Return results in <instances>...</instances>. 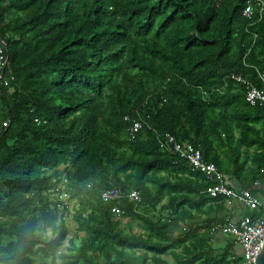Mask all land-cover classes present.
<instances>
[{"label": "trees", "instance_id": "16d2710c", "mask_svg": "<svg viewBox=\"0 0 264 264\" xmlns=\"http://www.w3.org/2000/svg\"><path fill=\"white\" fill-rule=\"evenodd\" d=\"M259 1L0 0V264H237L222 197L160 144L240 185L264 168L263 109L231 79L264 91Z\"/></svg>", "mask_w": 264, "mask_h": 264}, {"label": "built area", "instance_id": "2783aa9c", "mask_svg": "<svg viewBox=\"0 0 264 264\" xmlns=\"http://www.w3.org/2000/svg\"><path fill=\"white\" fill-rule=\"evenodd\" d=\"M248 7L244 9L243 15L250 13L251 2L256 6L262 5L259 0H248ZM6 67V59L0 49V83L2 86L9 85L11 78L4 77V69ZM231 79L244 87V99L249 107L259 106L264 113V91L253 88L240 76H232ZM126 120V118H124ZM141 129L138 122L132 123L128 132L136 133ZM162 150L171 151L187 162V164L196 172L202 174L207 180L213 183L212 186L205 190L210 198L222 197V206L225 209V216L221 225L213 228V231L227 236L232 243L237 246L239 252H236L237 264H253V259L257 251L258 245L264 239V201H260L250 194L246 189H233L228 187L224 176L209 163H203L199 151L189 144H178L172 137H165L162 144ZM52 197L56 198V207H61V203H65V194L57 191L52 192ZM123 196L118 189H110L101 192L103 200L117 202ZM129 203L137 204L139 197L136 192L131 191L126 195ZM235 206L242 208L245 213L236 217ZM114 209L112 213H116ZM222 220V219H221Z\"/></svg>", "mask_w": 264, "mask_h": 264}, {"label": "crops", "instance_id": "0c3cea01", "mask_svg": "<svg viewBox=\"0 0 264 264\" xmlns=\"http://www.w3.org/2000/svg\"><path fill=\"white\" fill-rule=\"evenodd\" d=\"M247 163L251 165L250 161H248ZM225 182L227 183V186L233 189H246L252 196L260 201H264V168L259 170L258 176L246 185H240L234 178H225ZM234 209L236 217L241 216L245 213V211L240 207L235 206Z\"/></svg>", "mask_w": 264, "mask_h": 264}, {"label": "rangeland", "instance_id": "374dc122", "mask_svg": "<svg viewBox=\"0 0 264 264\" xmlns=\"http://www.w3.org/2000/svg\"><path fill=\"white\" fill-rule=\"evenodd\" d=\"M65 201L67 202V198H65ZM71 205H72V202H69L68 203V212L63 217V225H64V229L66 231V237H65V240H64V243H63L64 247H67L69 240H73V238H74L75 224L71 220V217H70L71 216V211L69 210ZM133 231H136V229L134 228ZM225 238H226V240H228V241H230L232 243V240L230 238H228L227 236H225ZM75 243H77V242L75 241ZM234 249H235L236 252H239V250H238L236 245H234ZM61 251H62V248H58L57 249V252H61ZM46 261H47V264H51L49 258H47ZM54 263L55 264H59V261L56 259V260H54Z\"/></svg>", "mask_w": 264, "mask_h": 264}, {"label": "water", "instance_id": "95a60500", "mask_svg": "<svg viewBox=\"0 0 264 264\" xmlns=\"http://www.w3.org/2000/svg\"><path fill=\"white\" fill-rule=\"evenodd\" d=\"M253 264H264V239L258 245Z\"/></svg>", "mask_w": 264, "mask_h": 264}]
</instances>
